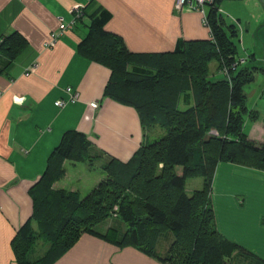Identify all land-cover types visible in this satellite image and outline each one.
I'll return each mask as SVG.
<instances>
[{"label":"trees","instance_id":"1","mask_svg":"<svg viewBox=\"0 0 264 264\" xmlns=\"http://www.w3.org/2000/svg\"><path fill=\"white\" fill-rule=\"evenodd\" d=\"M221 1L207 10L210 37H179L173 50L161 52L131 50L106 28L112 13L102 5L81 10L90 21L79 51L111 70L104 95L137 109L146 139L128 160L103 159L105 176L83 193L55 185L67 173L65 162L94 165L103 153L93 150L87 133L65 130L31 188L32 214L13 237L18 264H53L85 232L131 244L165 264H264L219 231L212 201L219 162L264 170V140L245 130L248 118L258 116L247 104L245 84L264 63L254 53L240 60L238 29L226 23ZM25 45L18 31L0 38L7 54L0 72ZM147 127L152 136L164 132L150 141ZM198 175L203 185L188 190L187 179ZM166 237L171 241L161 252L157 242ZM42 241L49 244L36 253Z\"/></svg>","mask_w":264,"mask_h":264},{"label":"crops","instance_id":"2","mask_svg":"<svg viewBox=\"0 0 264 264\" xmlns=\"http://www.w3.org/2000/svg\"><path fill=\"white\" fill-rule=\"evenodd\" d=\"M175 2L0 0V38L13 31L26 38L22 51L0 72V264H18L13 237L32 214L31 188L65 130L87 133L102 159L128 160L146 139L135 107L104 95L111 70L79 51L90 19L78 10L96 5L109 9L112 17L106 28L123 36L133 51H171L179 37L211 36L201 11L178 9ZM72 21L51 44V34L61 22ZM5 57L0 51V66ZM74 94L78 97L70 100ZM93 100L100 103L97 109L89 106ZM69 170L56 186L72 189L66 182ZM215 174L212 201L219 231L264 259V170L221 161ZM170 241L166 237L157 242L158 250H166ZM53 264L165 263L131 244L119 246L85 232Z\"/></svg>","mask_w":264,"mask_h":264},{"label":"rangeland","instance_id":"3","mask_svg":"<svg viewBox=\"0 0 264 264\" xmlns=\"http://www.w3.org/2000/svg\"><path fill=\"white\" fill-rule=\"evenodd\" d=\"M211 4L206 5L207 10ZM220 5L226 23H235L238 29V36H235L234 40L240 60L243 61L249 54L254 53L264 63V6L260 0H223L220 2ZM204 20L207 23V19L204 18ZM213 64L212 67L215 71L217 63ZM255 74L254 80L245 84V92L247 94L248 106L251 109L257 110L258 116L257 118H248L245 123V130L252 132L255 137L260 139L264 135V70L258 69L255 71ZM163 132L164 129L160 128L152 136L153 128L147 127L146 129L147 137L150 141ZM102 161V156L95 160L94 165L87 161L75 163L69 161L67 165L70 168L69 173L71 178L66 181L67 184L72 188L78 185L77 187H80L83 193L89 191L90 187L96 185L105 176V171L100 166ZM71 179L73 180L71 181ZM215 180L216 174L213 177L214 182ZM63 181H65L64 178L60 180V183ZM203 182L204 177L201 175L189 177L187 179V188L192 191L197 187H201ZM217 185L220 186V182ZM48 244L44 241L40 242L36 247V253H42Z\"/></svg>","mask_w":264,"mask_h":264},{"label":"built area","instance_id":"4","mask_svg":"<svg viewBox=\"0 0 264 264\" xmlns=\"http://www.w3.org/2000/svg\"><path fill=\"white\" fill-rule=\"evenodd\" d=\"M215 0H176L175 2V7L180 9L183 6H187L191 9H195V10H199L203 13L204 18L206 19V15H207V10H206V5L213 3ZM78 9V8H77ZM80 9L78 10V12L80 13ZM220 11L221 8H220ZM74 21H72L70 24H67L65 22H61V24L59 25V29L58 30H54L51 34L52 38H51V44L55 43L56 38L58 37V35L60 33L63 32L64 29H66L69 25H72ZM68 90H71V88L69 87ZM78 97V94H74L71 95L70 100H75ZM63 103V100H58L57 104H61ZM89 106L93 109H97L100 106V103L98 100H93L89 103Z\"/></svg>","mask_w":264,"mask_h":264},{"label":"water","instance_id":"5","mask_svg":"<svg viewBox=\"0 0 264 264\" xmlns=\"http://www.w3.org/2000/svg\"><path fill=\"white\" fill-rule=\"evenodd\" d=\"M260 2L262 3V5L264 6V0H260Z\"/></svg>","mask_w":264,"mask_h":264},{"label":"clouds","instance_id":"6","mask_svg":"<svg viewBox=\"0 0 264 264\" xmlns=\"http://www.w3.org/2000/svg\"><path fill=\"white\" fill-rule=\"evenodd\" d=\"M207 10V9H206Z\"/></svg>","mask_w":264,"mask_h":264}]
</instances>
